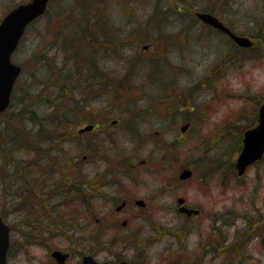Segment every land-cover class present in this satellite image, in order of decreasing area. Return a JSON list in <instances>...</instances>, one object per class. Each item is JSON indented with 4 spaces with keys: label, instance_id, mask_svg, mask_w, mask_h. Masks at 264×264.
I'll use <instances>...</instances> for the list:
<instances>
[{
    "label": "rangeland",
    "instance_id": "obj_1",
    "mask_svg": "<svg viewBox=\"0 0 264 264\" xmlns=\"http://www.w3.org/2000/svg\"><path fill=\"white\" fill-rule=\"evenodd\" d=\"M27 1L0 0V20L14 6ZM213 3L214 0H52L48 13L29 28L14 56V61L23 66V73L15 87L16 99L10 109L13 116L1 118L0 126L6 124L9 117L16 128L26 124L29 142H36L32 140L38 138L37 144L48 148L64 144L63 147L71 151L69 156L73 163L80 161L85 170L91 166L83 161L85 151L77 145L85 144L78 142L82 138L75 137L79 128L88 124L86 118L90 120L100 115L110 118L105 125L107 128L112 120H119L118 126L110 128L111 134L121 136L120 144L135 158L134 166L129 168L139 173L138 184L128 196L149 201L147 207L140 210L138 222L163 228L173 223L183 225L178 223L176 207L177 199L184 197L191 206H200L204 210L202 216L190 222L197 232L191 237L192 244L200 241L201 233L211 230L213 224L209 217L217 214V253L220 255L207 257L206 264H264V161L251 167L245 176H236L232 180L233 164L241 151L243 133L256 125L253 114L264 102V0H217V16L236 33L255 41V47L249 51L234 48L233 42L219 33L215 43L206 30L201 31L202 26L196 28L201 33L195 29L192 32L184 30L193 23L191 14L213 9ZM86 4L90 9L94 4L93 15L98 21L93 22L92 34L104 33L97 25L103 22L126 31L123 41L126 60L133 56V42L138 38L137 34L134 38L133 32L141 33L144 41L137 52L144 56V63L136 69L135 79L142 90L122 101L117 98L114 103H119L116 105L111 100L103 104L86 101L84 114L76 119L77 125L73 124L67 135L46 141V133L53 129L43 125H48V120L61 110L54 112V108L51 110L40 103L39 94L59 88L48 83L53 89L47 92L42 89L41 81L47 80L53 68L65 66V56L57 43L59 35L72 26V20L76 21L80 16L83 19L88 13V9L83 10ZM149 18L154 19L151 33L144 27ZM73 38L77 49L83 37L73 34ZM100 44L96 36L91 35L87 40L90 58L98 59L93 49L98 50ZM144 45H148L147 51ZM41 54L46 58L44 64L37 63ZM155 59L161 60V64L152 65L148 70L146 63ZM114 61L109 60L106 67L115 69L122 76L125 64ZM71 70L67 67L64 73ZM27 91L31 98L26 101L21 97ZM77 104L74 98L70 106L76 109ZM120 106L127 107L133 115L141 113L140 118L134 117L132 122L137 128L133 135L138 137L134 141L120 133L130 129L129 121L121 119ZM170 107L173 112L177 110V115L173 119L162 117L164 109ZM30 110L37 116H48L39 128L34 125ZM111 110L115 115L110 117ZM159 110L162 112L158 113ZM69 116L73 120L72 115ZM187 123L189 128L182 131ZM91 134L88 132L86 137ZM97 135L101 136V133ZM104 140L107 141L108 136ZM164 144H170L169 149ZM15 153L18 158L28 154L23 149ZM4 168L6 174V166ZM183 168L194 171L193 177L185 182L179 179ZM97 169L102 171L104 166L99 165ZM6 188L0 187V210L7 206H1L6 200ZM156 238L157 243L152 248L154 262L171 264L174 257L166 252L169 236L164 234ZM36 252L41 253L38 249ZM186 255L192 264L203 263L193 254Z\"/></svg>",
    "mask_w": 264,
    "mask_h": 264
},
{
    "label": "flooded vegetation",
    "instance_id": "obj_2",
    "mask_svg": "<svg viewBox=\"0 0 264 264\" xmlns=\"http://www.w3.org/2000/svg\"><path fill=\"white\" fill-rule=\"evenodd\" d=\"M214 1L213 9L198 12L210 13L217 18V0ZM198 12L191 14L194 16L193 23H189L184 30L192 32L195 29L199 33L206 30L217 43V27L203 22ZM199 26H202L201 31L196 29ZM113 29L118 37L113 39L118 43L115 48L102 42L98 51H92L98 59L86 62L89 67L87 79L90 78L92 84L88 81L92 89L84 95L87 96L85 102L103 104L109 100V76L115 79L116 84L125 81L115 69L106 67L109 63L106 54L110 51L119 58L124 57L122 53L125 48L121 41L126 31ZM132 54L135 56V51ZM39 62L44 64V57L40 56ZM137 63L127 61L125 67L136 66ZM53 106L51 110H55V104ZM109 119L102 115L90 120L86 118V125L92 126L88 131L92 133L91 136L86 137L88 132L79 133L83 127L76 134L85 143L77 145L85 151L83 161L91 169L85 167L84 170L80 161L73 163L69 156L71 151L66 150L64 144L49 148L38 144L36 156L22 158L21 172L16 171L14 166L10 167L7 206L0 210V218L9 228L7 264H156L152 248L157 243L156 237L164 234L169 236L166 252L174 257L171 264H192L185 258L186 254H193L203 261L201 264H206L207 257L217 258L220 255L217 253V214L209 217L212 218L209 222L213 224H210L211 230L201 233L200 241L192 244L191 237L197 232L190 222L202 216L204 210L200 206H191L186 199L185 206L200 213L188 215L181 212L182 205L177 202L178 223L183 225L173 223L163 228L138 222L140 210H144L149 201L128 196L134 190V185L138 184L139 173L129 168L134 166L135 158L126 153L123 144H119V134L117 137L115 133L111 134L110 128L121 122L112 120L107 128L105 125ZM98 132L101 136L97 135ZM105 136H108L107 141L104 140ZM112 140L117 142L113 143ZM164 145L169 149L170 144ZM99 165L104 166L102 171L97 169ZM199 226L203 227L201 223ZM198 247L201 249L197 250ZM36 249L41 253H37ZM200 251L203 254L198 253Z\"/></svg>",
    "mask_w": 264,
    "mask_h": 264
},
{
    "label": "trees",
    "instance_id": "obj_3",
    "mask_svg": "<svg viewBox=\"0 0 264 264\" xmlns=\"http://www.w3.org/2000/svg\"><path fill=\"white\" fill-rule=\"evenodd\" d=\"M93 7H94V4L92 5L91 9H90V6L88 8L86 4L83 10L85 8L86 10L88 9V13L83 16V19L80 16L79 18L76 19V21L72 20V24H71L72 26H69L68 28L66 27V29L59 35V42L57 43L60 49L63 51V55L65 56L64 57L65 66L61 68L60 67L53 68L50 78L46 81L45 80L41 81V83L43 84L42 89H47V92L53 89L51 87H48V83H52L53 86H56L59 88L54 89L53 91L47 94H44V95L39 94L38 96L40 97H38V99L40 103L45 102L50 107H54L53 104H55L56 108L54 112L58 109L61 110V113H56V114L54 113L55 116L52 117L53 120L55 121L60 120L58 122L59 123L58 125H60L61 128H59V130L51 128L53 130H51L50 133H46L47 138L44 137V140L46 141L59 139L61 135L65 133L62 127L66 126L67 128H69L70 125L74 122V120H70L71 119L69 116L70 114L72 115V118H73L75 117L76 114L79 116L84 113V109H85L84 95L90 92V90L92 89L89 83L90 78L87 79V69H89V67L86 64V62L88 61L86 45H87V40L91 37V35L94 36L91 30H92V27L94 28L95 26L93 22L97 21L96 15H93L95 14V10ZM77 21H79V23H77ZM148 22L149 24L146 27V29L148 31H151L150 25L152 23V18H149ZM109 29L110 27L109 28L103 27V30L105 31ZM67 31H70V33H65ZM78 31L80 32V34L78 33ZM73 34L80 35L81 37H83L82 38L83 40H80L81 43L77 49L74 47V45H76V41L73 38ZM61 35L63 38L61 37ZM138 38H137L138 41L135 42L136 46H140L141 42L144 41L141 33L138 34ZM99 39L102 41L104 40L102 37ZM109 44L112 45L113 43L110 41ZM73 55H76V56L73 57ZM136 61H143V56L140 59L138 58ZM73 63H76L74 67L72 66ZM153 64H161V60L157 59L156 61H153ZM67 67H68V71H70L72 68L70 73L68 72L64 73V70H66ZM132 68H135V65H133L123 76V78L125 79L123 83L116 84L115 79L112 76L108 77L110 80H109V84H107V88H109L108 89L110 93L109 100H111L112 104L116 105L117 103H119V102L114 103L115 100H118L117 98H121L120 101H122L123 98L133 95L135 91L142 90V87H140V85L136 83V79L133 78L134 77L133 75L136 76V73L134 74V71H130ZM28 94L31 95L27 91L26 95H22L21 99H26V101L29 100L31 97H29ZM74 98H76L78 102L77 108H76L77 110H75L73 107L70 106ZM14 99H16V93L13 95V100ZM26 101H23V102H26ZM115 105H113L112 107L113 110H115L114 109ZM120 107H121L120 113L123 114L122 115L123 119L129 120V118L138 117L141 114V113L139 114V112H136V114L133 115L131 114L132 113L131 110L126 109L127 107L126 108L122 106ZM113 110L110 111V117L115 115ZM124 111L125 113H123ZM257 111L258 110L256 109L253 114L254 121L257 119ZM29 112L32 115L31 118L34 120V123H35L34 125L37 126L38 128L39 126H42L46 118L42 116H37V113L34 110H30ZM160 112L162 111L159 110L158 113ZM176 112L177 110H174L173 112L171 107L165 108L164 111L162 112V117L168 118L170 116L171 119H173L174 115L175 116L177 115ZM7 115L13 116V112L11 114V111L8 110L7 112L4 113V117ZM5 123L6 124H4V127L0 128V187L2 185L4 186L6 185V180H7L8 175H7V171L5 174L4 167L5 166L7 167V163L9 162V164H13L16 168H18L19 161L17 157L18 154L15 153L16 150L23 149V151H27L29 147L30 148L32 146L36 147L35 144H37L38 142V138H36V140H32L30 138L32 141H36V142H29L28 136L26 135L27 132L24 128L27 126L26 124H20L19 126H17L19 128H16V126L13 124V121L12 119H10V117L8 120H5ZM45 128L43 129V131L46 130ZM132 131L133 132L137 131V128H134V130ZM137 138H136V134L135 135L132 134L129 137V140L133 139L132 141H134ZM111 142L116 143L117 141L112 140ZM11 155L13 157H9Z\"/></svg>",
    "mask_w": 264,
    "mask_h": 264
},
{
    "label": "water",
    "instance_id": "obj_4",
    "mask_svg": "<svg viewBox=\"0 0 264 264\" xmlns=\"http://www.w3.org/2000/svg\"><path fill=\"white\" fill-rule=\"evenodd\" d=\"M50 0H32L12 11L0 24V113L5 111L10 104L14 84L20 75L22 68L11 61L13 52L16 50L19 41L24 34L27 25L43 15ZM200 18L206 23L216 26L223 32L228 33L241 47H252L253 41L248 37L234 34L218 18L209 13H199ZM184 126L182 131H186ZM92 126L86 127L81 132L89 131ZM264 155V104L259 109V123L256 127L244 133L243 149L240 153L236 168L240 176L244 175L248 167L262 159ZM192 176L191 170H183L181 179H188ZM180 203L184 200L180 199ZM189 215L197 210L186 207L180 209ZM9 247L8 229L0 220V264H6L7 250Z\"/></svg>",
    "mask_w": 264,
    "mask_h": 264
}]
</instances>
